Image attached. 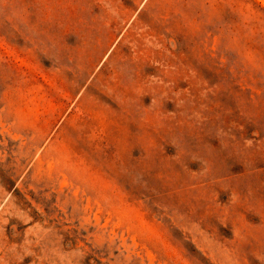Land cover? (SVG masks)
Listing matches in <instances>:
<instances>
[{
  "label": "rangeland",
  "instance_id": "rangeland-1",
  "mask_svg": "<svg viewBox=\"0 0 264 264\" xmlns=\"http://www.w3.org/2000/svg\"><path fill=\"white\" fill-rule=\"evenodd\" d=\"M0 264H264V0H0Z\"/></svg>",
  "mask_w": 264,
  "mask_h": 264
}]
</instances>
